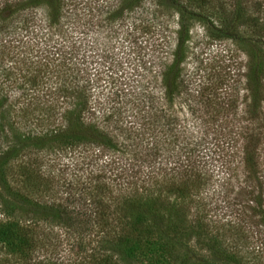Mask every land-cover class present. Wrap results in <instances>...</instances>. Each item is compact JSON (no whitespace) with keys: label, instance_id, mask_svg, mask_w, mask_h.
<instances>
[{"label":"trees","instance_id":"1","mask_svg":"<svg viewBox=\"0 0 264 264\" xmlns=\"http://www.w3.org/2000/svg\"><path fill=\"white\" fill-rule=\"evenodd\" d=\"M142 1L117 0L116 3L106 6L107 8L100 5L101 9L98 11L96 20L88 4L86 7L88 14L84 13L83 17L85 23L77 27L72 26L75 25L74 19H67V24H64L66 5L63 0H0V64L5 58L4 55L7 54L5 50L7 44L15 47L14 42L27 44L29 60L23 63L25 65L30 63V67H27L30 70L24 75H19L18 65L8 64L10 59H6L7 64L2 63L3 65L0 66V211L12 212L14 209H19L27 215L37 214L43 220L54 219L53 221L59 226L67 229L68 237L72 233L75 234L77 247L81 253L85 250V238L98 242V247H92V254L85 258L87 262L81 257L82 261L79 264H114L112 257L115 254L126 264L139 262L130 244L127 243L125 234L115 230L113 222L116 218H121L119 214L123 213V210L133 216L143 211L146 216H142L151 226L160 230L164 229V220L158 213L154 198L143 199V195L136 188L138 179L142 182L139 188L142 189L143 194H148L155 187L152 181L147 183V180H144L147 179L146 177L137 176L143 162L149 160L151 166L152 161L157 173L164 175L166 167L161 166L162 160L157 163L156 159L164 155H166L164 159L174 156L175 160L167 162L168 172L172 171L177 179H184L178 186L179 190L191 188L193 190L196 188L198 179H205L202 176H206L205 174L210 170V165L199 157L202 140L200 137L193 139V146L187 151L177 150L171 155L167 147L171 142L177 141V137L172 136L171 133L172 123L179 125L177 117L172 114L175 110L174 104L178 100L188 101L189 98L182 70L187 63L186 49L191 22L200 20L199 22L206 24L205 26L213 27L212 31L236 40H240L236 32L239 26H251L256 33V39L263 38L264 34V0H230L227 4L223 1L220 2L221 4H215L213 0H195L222 14L223 22L220 26L205 20V17H200V13L186 9L179 0H153L158 7H162L163 11H169L172 17L176 18V26L173 28L174 36L164 42L167 44L164 60L161 59L155 65L152 61L155 57H152L149 65L148 61H140L141 59L138 64H134L137 58L133 56L129 58L130 61L123 69V60L119 57L115 68H112L107 66V63L113 53L105 51L94 58L95 60L90 61L85 52L79 51L82 44L95 41V38L88 35L90 30L105 24L113 29L124 27L129 17L127 15H131L134 8ZM66 10H70L78 17L75 8L66 7ZM37 14L41 17L36 18ZM76 22H79V19ZM53 29L60 35L64 30L69 33L67 37L72 43L70 48L66 46L63 49L64 42L61 38H55L52 32L49 34L48 31ZM127 43L130 49L132 42L129 40ZM248 48L246 69L242 74L247 78L244 99L238 103L235 96H232L229 106L235 116L239 104H243L245 112L250 113V117L237 119L238 126L233 138L236 142L240 141L236 149L238 151H235L237 154L232 152V156H224L212 153V158L213 156L220 158L218 171H223L228 179H231V172L234 171L233 177L238 179L239 183L238 192L243 190L242 194L248 195L251 203L246 205L247 203L230 201L226 193H219L213 208L218 213L226 214L230 209L237 210L238 207L249 206L252 215L259 216L260 223L264 227V197L259 191L264 189V154L260 152V149H264V106H262L264 103V51L260 49L261 47L254 48L251 45ZM121 50L123 51V48ZM97 61L99 63H96ZM80 62L91 66L85 71L82 68L86 66L80 67ZM152 66L157 67L153 71L152 78H155L153 83L147 82L146 79ZM91 70L97 74L98 82H101L100 98L92 99L90 94L92 92L90 82L93 83L95 80ZM42 71L43 77L52 80L51 85H43L44 82L40 81L38 74ZM84 71L86 77L83 76L82 79L80 77ZM18 75L22 78L16 83ZM102 75L105 78L101 77ZM9 79L12 80L9 81ZM80 81H83L82 84ZM3 82H8L10 85L6 84L8 86L6 87ZM13 83L18 84L17 92L21 91V93L30 86L33 97L30 100L23 98L19 103L12 101ZM3 93L5 95H2ZM58 102L68 105L59 115L55 112ZM126 105L131 109L130 115L136 116L137 122L129 121L128 124L123 125V112L129 110ZM187 106L192 120H199L202 125L208 122L207 114L213 117L214 122L219 120L221 106L219 105L218 108L209 100L204 99L203 102V106L208 108L205 114L200 115L194 104L190 107L188 102ZM17 117L19 121L24 120L29 124L28 126L33 125L35 129L32 127L24 133L16 131L19 125L14 118ZM241 121L242 124H239ZM185 126L186 129L182 127L178 131H188L189 125L185 123ZM159 132L160 137L164 138L162 141L155 138ZM79 146L84 149L108 152L113 156L125 155L126 162L134 171L130 172L126 169L128 172H125L134 179L128 182L134 188L132 195L123 197L121 200L120 197L118 199L112 197V203L108 204L102 197H97L107 192V187L97 185L95 186L96 195L92 193L89 195L91 208H88L84 201L81 203L82 197L69 201L66 198L51 202L42 201V191L45 190L46 180L33 167L32 161L36 162V159L31 158V154L36 152L35 150L39 152L55 147L77 148ZM10 156H13V159L19 158L20 162L12 166ZM22 157L27 159L22 160ZM112 161L114 166L111 170H118L117 174L123 175V165L116 162L115 158ZM200 162L202 163L199 164ZM233 162L236 166H232ZM236 170L239 171L240 176ZM9 176L13 179H8ZM207 177L209 179L210 174ZM218 177L217 174L215 178ZM250 184L259 187L258 191L250 189L248 187ZM112 205L116 209L112 208ZM205 206L207 204L202 203V210H205ZM125 215L123 213V219ZM196 225L199 227V224ZM5 227L8 229L11 242L14 243L13 253L16 254L20 264H31L33 252L41 247L45 235L40 237L35 224L19 227V225L11 226L0 220V231L3 232ZM202 232H205V227ZM175 241L177 242V239L169 241L172 248L175 247ZM98 248L108 252L104 256H96L100 253L96 251ZM211 251V247L207 245L205 251L207 254L203 256L207 257L206 259L212 264H229L233 261L238 264V261L228 256L225 251L222 252L219 249ZM188 256L187 253L183 255V257ZM44 259H35L33 264H47L43 263Z\"/></svg>","mask_w":264,"mask_h":264},{"label":"rangeland","instance_id":"2","mask_svg":"<svg viewBox=\"0 0 264 264\" xmlns=\"http://www.w3.org/2000/svg\"><path fill=\"white\" fill-rule=\"evenodd\" d=\"M213 1L215 4H221L220 2L222 1L227 4L230 0ZM116 2L117 0H63L66 7L75 8L78 14V17L73 15L65 7L64 24H67V19H74L75 25L72 26L78 27L85 23L83 17L88 14L86 10L88 4L91 8V13L94 14V20H96L98 11L101 9L100 5H104V8H107L106 6ZM179 2L186 9L200 13V17H205V20L207 19L216 26H220L223 22L222 14L217 13L214 8L206 7L195 0H179ZM134 9L131 15H127L129 17L126 19L124 27L113 29L105 24V26H99V28L96 26V28L90 30L88 35L95 38V41L82 44L79 51L81 53L85 52L90 61L105 51L113 53L107 63V66L109 65L112 68H115L119 57L123 60V69L130 61L129 58L133 56L137 58L134 64H138L139 59H141L140 61H148L149 65L152 57H155L152 60L155 65L161 59L164 60V50L167 48V44L164 42L166 39V41H169L168 39L174 36L173 28L176 26V18L172 17L169 11H163L162 7H158L153 0H143ZM40 17L41 15H36V18ZM78 19L79 22H76ZM199 21L191 22L190 37L186 49L187 63L182 70V74L186 79V92L189 98L188 101L178 100L174 104L175 110L172 111V114L177 117V124L179 125H175V122L172 123L171 133L172 136L177 137V141L171 142L167 147H169L171 155L177 150L187 151L188 148L193 146V139L200 137L202 140L199 157L210 165V170L205 174L206 176H202L205 179H198L195 185L196 188L193 190H191L192 188L179 190L178 186L184 179H177L172 174V171L168 172L169 166L167 162L175 160L174 156L164 159L166 157L164 155L156 159L157 163L162 160L160 162L161 166L166 167L164 171L167 174L165 173L164 175L157 173L158 171L153 168L155 166L152 161L151 166L149 160L143 162L139 168L140 173L137 176L140 178L146 177L147 179L144 180H147V183L152 181L151 183L155 187L148 194H143L142 189L139 188L142 186V182L138 179L139 182H137L136 188L143 195V199L154 198L158 213L164 220V229L160 230L151 226L142 216H146L143 211L137 213V216H133L123 210V213L126 214L125 218L123 219V213H120L121 218H116L113 223L117 232L125 234L127 243L130 244L133 253L139 260V262L136 261V264H212L206 259L207 257L203 256L207 254L205 252L207 245L211 247V252L216 249L222 252L225 251L228 256L235 258L238 264H264V227L260 223L259 216L252 215L249 206H246L250 205L251 198L246 194H242L243 190L240 193L238 192L239 183L238 179L233 177L234 171L231 172V179H228L223 171H218L220 158L217 159L214 156L212 158V153L232 156V152L238 151L236 149L240 141L236 142L233 139L234 132H236L238 126L237 119H247L250 117V113L245 112L243 104H239L237 113L234 116L229 106V101H231L232 96H235L234 98L238 103L243 101L247 78L242 74L246 69L248 47L250 45L254 48L261 47L260 49L264 51V34L262 35L263 38L256 39V33L251 26H239V30L236 32L240 36V40H236L219 34L217 31H212L214 30L213 27H207L205 26L206 24ZM68 30H71V28H68ZM83 30H86V28H83ZM48 32L49 34L51 32L54 33L55 38H61V41L64 42L63 49L66 46L67 48L71 47L72 43L67 37L69 33H66V30L61 35L54 29ZM161 38L164 40L161 41ZM129 40L132 42L130 49L127 43ZM14 44L15 47L12 44H7L5 49L7 54L4 55V60L2 59L4 62L2 60L1 62L7 64L6 59H10L8 64L18 65L19 75H24L30 70V68H27L30 67V63H26L29 60L28 46L22 42H14ZM113 46L115 47L112 49L111 47ZM122 48L123 51L121 50ZM142 55L143 57L141 58ZM161 56L162 58H160ZM23 61H26V65ZM2 63L0 66L3 65ZM96 63H99V61ZM79 66H86L82 68L86 71L91 65L80 62ZM99 68L101 69L100 65ZM156 69L157 67L152 66V70L148 72L146 77L147 82H155V78H152V76L153 71ZM85 71L84 73L82 72L80 78L86 77ZM90 72L95 77V80H93V83L90 82L92 92L89 93L92 99L100 98L101 87L99 85L101 82H98L97 74L93 70ZM19 75L16 83L22 78ZM38 77L40 81L44 82L43 85L52 84L51 79L43 77V71L39 72ZM101 77L105 78L104 75ZM82 82L80 81L81 84ZM16 83H13V88L11 87L12 101L19 103L23 98L30 100L33 97L30 86L26 87L21 93V91L17 92L18 84ZM3 84L8 87L9 83L3 82ZM2 95L5 94L3 93ZM204 99L213 102L218 108L219 105L221 106L217 122H214L213 117L211 118L209 114H207L208 122L203 125L199 120H192L187 103H190V107H193L194 104V107L198 109V113L201 115L205 114V110L208 109L203 106ZM61 105L62 103L58 102L55 107L57 115L68 107L67 104ZM126 106L129 110L123 112V125L128 124L129 121L137 122L136 116L130 115L131 109L128 105ZM262 106H264V103ZM14 120H17L16 123L19 125L16 131L24 133L33 127V125L28 126L29 124L24 120L19 121V117L14 118ZM185 123L189 125V130L186 132L178 131L182 127L186 129ZM239 124H242V121ZM213 126L214 128H212ZM201 128L205 131H201ZM160 136L161 133L159 132L155 138H159L160 141L164 140ZM150 145L151 143L148 144V147ZM35 151L37 152L38 150ZM36 152L31 154V158L36 159V162L32 161L33 167L46 180V184L44 183L46 186L45 190L42 191V201L51 202L60 198H66L69 201L82 197L81 203L84 201L88 208H91L92 203L89 195L90 193L96 195L95 186L97 185H101L103 188L107 187V192L97 197H102L108 204L112 203V197H117V199L120 197L119 199L121 200L123 197L132 195L134 188L128 182L134 181V179H131V176L125 172H128L126 169L130 172L133 169L126 162L125 155L113 156L108 154V152L84 149L81 146L77 148L55 147ZM260 152L264 154V149H260ZM192 154L194 157L195 153L193 152ZM11 158L10 164L12 166H16L20 162L19 158L13 159V156H10L9 159ZM113 158H115L116 162L123 165V175L119 176L117 174L118 170H111L114 166V163H112ZM23 159L27 158L22 157ZM234 162L232 166H236L235 164L237 163L235 162L234 164ZM236 171L238 176H240L239 171ZM209 174L211 177L208 179L207 175ZM217 174L219 177L216 179ZM8 179L13 178L9 176ZM13 185H16V183H13ZM248 187L255 191H258L259 188L254 184H250ZM259 191L264 197V189ZM219 193H226L230 201L247 203L246 207L240 208L237 206V210L230 209L226 214L225 212L223 214L216 212L213 207ZM202 203L207 204L205 210H202ZM112 208H114L113 205ZM0 220L11 226L13 224L19 225V227L35 224L36 231L40 237L45 235L41 247L33 252L34 254L30 260L31 264L34 263L35 259L42 260L43 258H45L43 263L47 264H61L63 262L65 264H79L82 261L81 257L85 260L89 254H92L91 248H97L99 245L98 242L89 241L85 238V250L84 253H81L77 247L74 233L68 237L67 229L61 225L59 226L57 222L53 221L54 219L43 220L37 214L34 216L31 214L27 215L26 212L19 209H14L12 212L0 211ZM196 224H199V227ZM204 227L205 232H202ZM176 239L175 247L172 248L169 241ZM13 251L14 243L11 242L8 229L5 227L3 232L0 231V264H20ZM96 251L100 252L96 255L99 257L104 256L108 252L99 248ZM186 253L189 256L183 257ZM112 260L114 264H126L120 261L116 254L113 255ZM229 264H236V262L233 261Z\"/></svg>","mask_w":264,"mask_h":264}]
</instances>
